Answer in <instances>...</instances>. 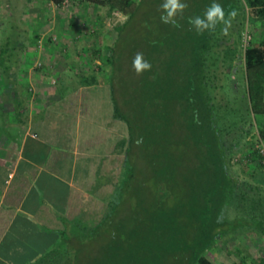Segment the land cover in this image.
<instances>
[{
	"label": "trees",
	"instance_id": "16d2710c",
	"mask_svg": "<svg viewBox=\"0 0 264 264\" xmlns=\"http://www.w3.org/2000/svg\"><path fill=\"white\" fill-rule=\"evenodd\" d=\"M49 2L60 7L64 0ZM162 2L93 0L107 18L124 17L113 27L111 43L90 53L89 61L102 64L96 70L84 65L90 72L86 86L98 83L96 71L105 73L113 118L126 126L117 143L123 161L112 193L82 215L61 218L58 239L28 264H214L205 252L221 235L244 227L264 233L252 207L248 217L227 218L238 182L229 173L224 137L227 121L264 119V40L245 50L241 100L229 107L235 82L225 71L220 79L214 68L217 59L231 62L234 54L230 48L222 56L215 51L221 26L197 35L188 19L199 14L189 1L181 27L165 25ZM243 2L255 19L264 17V0ZM230 9L236 7L225 13ZM9 45L0 46L5 90L14 84L17 59ZM138 52L152 65L139 76L132 67ZM259 135L264 141V122Z\"/></svg>",
	"mask_w": 264,
	"mask_h": 264
},
{
	"label": "crops",
	"instance_id": "0c3cea01",
	"mask_svg": "<svg viewBox=\"0 0 264 264\" xmlns=\"http://www.w3.org/2000/svg\"><path fill=\"white\" fill-rule=\"evenodd\" d=\"M70 23L56 30L62 48L40 52L39 69L16 59L11 90H0V264L42 256L58 239L61 218L97 206L121 169L117 143L126 126L113 118L105 73L96 71L97 84H84L90 73L84 65L96 70L103 61L90 62L87 45L71 42Z\"/></svg>",
	"mask_w": 264,
	"mask_h": 264
},
{
	"label": "rangeland",
	"instance_id": "374dc122",
	"mask_svg": "<svg viewBox=\"0 0 264 264\" xmlns=\"http://www.w3.org/2000/svg\"><path fill=\"white\" fill-rule=\"evenodd\" d=\"M186 1L191 4V8L195 11L193 13L199 15H203L206 7L213 3V0ZM216 2L223 5L225 0H216ZM231 4L236 7L238 15L233 20L228 35L220 31L215 51L222 56L223 51L230 48L234 51L233 59L224 63L223 59L219 58L214 68L217 77L224 78L222 72L225 71L235 82L236 88L230 91L228 96L229 107H235L240 103L242 83H244L242 79L245 70L244 52L251 44L257 45L264 40V17L255 19L243 0H229L228 4L223 5L225 12L227 6ZM26 12L34 13V17L26 16ZM123 20L124 17L120 13L112 19L107 18L105 9L96 6L93 0H69L60 7L52 5L49 0H28V2L0 0V46L10 44L8 48L12 50V54L16 53L17 59L30 60L33 69H39L42 64L40 52L42 53L46 47L56 49L61 46L62 48L60 44L63 40L56 30L65 28L68 22H71V27L73 26L71 42L77 47L78 44L87 45L86 53L91 58L90 53L94 49L111 43L113 27ZM220 26L221 30L223 26ZM27 30L30 32L29 39L25 34ZM15 32L20 34L15 37ZM8 38H10L9 42ZM104 53L108 54L105 51ZM95 60L99 59L90 62L95 63ZM0 90L8 91L5 90L2 82H0ZM263 122L264 119L256 117L244 125H228L227 121L225 124L227 133L224 137L230 148L229 173L238 182L233 201L227 210V218L232 220L236 216L248 217L247 214L252 207L256 217L262 221L264 229V166L259 163L255 152V144L260 138L259 130ZM263 236L264 233L260 229L239 228L234 233L221 235L214 246L207 249L205 256L210 261L213 259L216 264H264ZM222 238H227V241Z\"/></svg>",
	"mask_w": 264,
	"mask_h": 264
},
{
	"label": "clouds",
	"instance_id": "9594fccd",
	"mask_svg": "<svg viewBox=\"0 0 264 264\" xmlns=\"http://www.w3.org/2000/svg\"><path fill=\"white\" fill-rule=\"evenodd\" d=\"M188 7L186 0H163L158 9L161 12V22L173 28L181 27L179 20L184 19V13ZM237 15L238 12L235 9H230L226 14L224 6L213 0V3L206 7L203 16L189 17L188 23L197 35H203L205 32H215L218 25H222L221 31L224 35H228L232 22ZM132 67L138 76L152 69L151 63L144 59L142 52L135 54ZM196 122L198 123V120ZM139 143L140 141L138 140L137 144Z\"/></svg>",
	"mask_w": 264,
	"mask_h": 264
},
{
	"label": "built area",
	"instance_id": "2783aa9c",
	"mask_svg": "<svg viewBox=\"0 0 264 264\" xmlns=\"http://www.w3.org/2000/svg\"><path fill=\"white\" fill-rule=\"evenodd\" d=\"M67 1H69V0H64L62 5H64ZM255 152H256V156L258 158L259 163L262 166H264V142L260 138H258V140L256 141Z\"/></svg>",
	"mask_w": 264,
	"mask_h": 264
}]
</instances>
